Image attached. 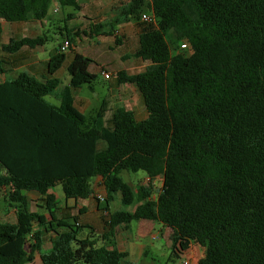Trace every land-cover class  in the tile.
<instances>
[{
    "label": "trees",
    "instance_id": "16d2710c",
    "mask_svg": "<svg viewBox=\"0 0 264 264\" xmlns=\"http://www.w3.org/2000/svg\"><path fill=\"white\" fill-rule=\"evenodd\" d=\"M57 1L81 9L76 0ZM50 3L0 0V33L2 22L42 21ZM144 5L155 21L137 23L131 56L149 65L115 77L137 89L146 118L123 107L111 111L102 100L87 119L73 92L91 88L97 75L89 71L92 61L75 52L68 84L59 87L53 76L66 59L61 46L48 59L49 77L20 72L0 83V190L6 211H14L13 221L0 223V264H125V253L98 242L140 219L171 230L173 257L197 245L203 255L195 264H264V0H130L123 20ZM92 25L95 32L103 27ZM167 35L186 40L191 53L172 54ZM46 41L43 34L10 39L2 51L16 54ZM127 170L144 172L146 186L134 191L120 176ZM166 170L170 189L152 198V182ZM94 177L103 181L105 199L97 203L109 232L79 237L77 217L57 218L48 192L60 184L65 199H86ZM23 191L39 194L43 206L36 207L47 215L31 210ZM116 195L122 208L112 211Z\"/></svg>",
    "mask_w": 264,
    "mask_h": 264
},
{
    "label": "crops",
    "instance_id": "0c3cea01",
    "mask_svg": "<svg viewBox=\"0 0 264 264\" xmlns=\"http://www.w3.org/2000/svg\"><path fill=\"white\" fill-rule=\"evenodd\" d=\"M77 3L80 5L81 9L76 11H81L83 9V3H81V0H76ZM53 3L57 5V1L54 0ZM101 5V4H99ZM102 6H94L93 16L99 17L100 9ZM64 9H72V8H64ZM58 9L54 8L53 13H57ZM49 13V12H48ZM47 13V15H48ZM84 19L88 22V25L95 22L88 16H84ZM47 18V17H46ZM46 18L42 21H33L32 19H28L25 22H18V23H1V33L4 32V26L7 25H13V24H20V23H32V25H28L24 30L22 29L23 35L20 36V38L23 37H33L36 35H41V27L45 25ZM32 20V21H31ZM118 28H113V33L111 36V40H109V43H114V45H126L129 47V53L135 52V50L138 47V35L140 33V28L138 27L137 23L134 22V18L129 19L124 24H118ZM20 31V30H19ZM66 32V31H65ZM129 33L131 35V39L129 38ZM14 33L12 34L13 37ZM104 38L108 36H102ZM19 38V39H20ZM14 39V38H11ZM116 39L120 40V43L116 44ZM67 40V38H66ZM65 40V41H66ZM96 40V39H95ZM64 41V42H65ZM97 41V40H96ZM63 42V43H64ZM132 42V46L129 45V43ZM101 42H99V45ZM97 46V45H95ZM108 47H111L112 45H107ZM2 45L0 46V59L4 62V73L0 75V83L5 80H11L17 76L18 73L24 72L30 76H33L37 79H42L45 77H49L46 72L47 68V62L50 57V55L53 53V50L58 48L59 45L51 47V48H45V45L35 48H28L24 47L20 49L16 54H9L4 51H2ZM89 47V46H88ZM84 49L81 47L80 43L77 42V44H71L70 48L68 47L67 50L64 51L66 54V59L62 65V67L54 74L53 77L60 80V86L67 85L69 77L66 72V66L71 61L73 54L75 52L82 54L83 56L90 57L86 54V50H89V48ZM82 49V52L79 50ZM94 52V51H93ZM128 53V54H129ZM127 54L124 53L122 57H119L120 60H123V63L125 64L124 68L115 69V71H108L107 69H104V67H100L93 62L90 63V65H96L94 72L97 73L99 71L100 75L101 72L108 73L109 77L106 78L110 80L107 94L104 97H99L98 94L94 93V89L90 88V93L92 95V98H94L98 102V107L100 106L102 100L108 101V107L112 110H115L118 107H123L126 109L131 110L134 113V116L138 120H142L146 118V111L144 109V105L142 103L141 97L137 91V89L130 84L125 83H118L117 79L115 77V74L117 71L124 70L128 74H134L131 70L133 68H141L143 71L146 66L149 65L148 61H143L141 59H122L123 56ZM117 58L112 59V62H115ZM89 65V66H90ZM66 73L67 81L63 82L61 79V75ZM141 72V71H140ZM103 77V76H102ZM112 77V78H111ZM82 88L75 90L73 92V98L75 106L83 113L88 108L91 107V95L86 96L82 94ZM46 100L54 105L57 104V101L54 100L52 97H47ZM97 107V108H98ZM110 111L106 112V117H109ZM2 173V171H0ZM89 183L92 187V195L86 199H78V200H72V199H65L63 194L62 196L58 195L53 188L48 192L49 194H54V197L56 199L57 205L55 210V215L57 218L62 217H77L78 224L83 226L81 230H79V234H81V237L86 236L87 234L83 233V229L89 230L87 233L92 232L95 234V236H99L102 238V236L107 235L109 232V228L107 224L104 223L102 220V212L100 211L102 209V206L97 203V200L95 198L96 195H103L102 189L103 188V181L100 177H94L89 180ZM56 186H60V184H57ZM55 186V187H56ZM98 186V187H97ZM61 187V186H60ZM2 197L4 198L5 195L2 190ZM22 194H24L28 201H29V207L31 210H36L40 212L41 214L47 215L43 208H38V204H35L33 200H30L31 198H40L39 194L33 191H23ZM31 196H30V195ZM105 196V195H104ZM31 197V198H29ZM4 203V200H3ZM34 203V204H33ZM5 204V203H4ZM6 212V207L4 208ZM1 213V211H0ZM9 221L14 220V211L12 209L9 210ZM5 215V214H4ZM137 221V226L133 229L130 228V223L127 224H120L116 226L113 229V235L111 237L107 236L105 240L99 241L100 245H106V246H113L115 247L119 252L125 253L126 256L123 259V262L125 264H144V260L148 258L150 254V250L147 244V238H149L151 241L156 242L155 246L160 247L161 245H165L167 248L171 249V242H170V234L171 230L155 221L146 220V219H140V220H134ZM5 219L1 218L0 216V223H5ZM155 224H160L161 227L157 231H155ZM49 242H45L44 244H47ZM44 244L42 245V250L44 252H49L50 248H44ZM160 244V245H159ZM50 245V243H49ZM150 245V244H149ZM153 245V244H152ZM158 247L156 248L158 250ZM36 255V254H34ZM38 256V255H37ZM36 258H34L35 261Z\"/></svg>",
    "mask_w": 264,
    "mask_h": 264
},
{
    "label": "rangeland",
    "instance_id": "374dc122",
    "mask_svg": "<svg viewBox=\"0 0 264 264\" xmlns=\"http://www.w3.org/2000/svg\"><path fill=\"white\" fill-rule=\"evenodd\" d=\"M53 1L54 0H51V3L48 8L49 13L46 16V23L45 25H43V27H41V33L47 36V41L44 44L46 49L57 45L61 46L63 44V42L66 40V28L70 32L69 38L72 41V45L77 44L78 42L84 49L89 46V50H86V54L90 56L89 59L93 60L97 67H104V69H107L108 71H115V69H119L120 67L124 68L125 64L123 63V60H120L119 58L122 57L124 53H127L123 56L126 60L136 59L135 57L131 56L132 53H129L128 46L114 45V43L112 42L109 43V40H111L109 36L111 35H104L108 36L106 38L102 37L103 34H105L106 32H111V29H117L118 24L125 23V20H123L121 9L126 6L130 2V0H81V3H83V9L81 11H76L73 9H63L58 3L57 5H55ZM94 6H102L100 9L99 17L93 16V14H95V12H93ZM54 8L58 9L57 13H53ZM148 13V9H146L144 5L143 8L134 17V22L139 23L141 15ZM83 15L95 19L93 20L95 22L88 25V22L84 19ZM92 24H101L103 25V27L99 29V31L95 32L93 30ZM28 25H32V23H20L9 26L5 25L4 32L0 34V46H6L11 38L19 39L20 36L23 35L22 29L24 30ZM13 33L14 35L12 37ZM129 38L131 39L130 33ZM166 39L169 43L170 50L172 51L171 53H179L178 48L179 43L181 41L174 42L171 40L169 35L166 36ZM99 42H101V45H99ZM107 45L112 46L108 47ZM129 45L132 46V42H130ZM79 51L82 52V49H80ZM182 54L187 56V53L185 52H182ZM114 58L117 59L115 62H112V59ZM96 65H90L89 71H96L94 68L96 67ZM131 71L133 73H138L142 70L141 68H133ZM96 75L97 76L92 82L91 87L94 89V93L98 94L99 97H104L107 94V89L110 80L102 77L99 71H97ZM66 78V73L63 72V74L61 75L62 81L66 82ZM81 92L83 95L86 96L91 95L90 88L87 85L82 86ZM91 99V107L88 108L85 112H83V115H85L87 119H90V117L94 113V110L98 107V102L94 98H92V95ZM120 176L126 183H128L132 187L134 191H136V189L141 186H146L148 182L146 174L142 171L133 172L127 170L121 172ZM171 183L172 173L169 170H166L163 175L156 178L152 182V198H155L162 191H169ZM53 190L58 195L62 196L60 186L54 187ZM1 193L2 192H0V216L1 218L5 219V221L9 222V210L6 212L4 211V208L6 206L3 203V200L6 196L3 198ZM102 194L105 195V191L103 189ZM52 195L54 196V194ZM30 200H33L35 204L43 206V201H41L40 198H31ZM133 206L126 207L124 209L126 211H131L133 209ZM109 207L112 211L122 208L119 202V195H116L115 199L109 203ZM137 224V221H131L129 226L131 229H133L137 226ZM155 226V231H157L159 227H161L160 224H155ZM87 231L89 230L83 229L84 234H88ZM78 236L81 237V234H79ZM32 242V238H28V242L25 246L27 252H29ZM155 243L156 242L151 241L149 238H147V244L150 250V254L148 258L144 260V264H182L184 260H187L189 264H195L196 261L203 255V249L201 247L197 245H192L186 255L180 257H173V255L171 254V249L167 248L165 245H161L160 247L155 246ZM98 245H100L99 242ZM49 247V243L44 244V248L47 249ZM157 247L158 250L156 249ZM34 258H36L34 262L38 263L37 254L34 255Z\"/></svg>",
    "mask_w": 264,
    "mask_h": 264
},
{
    "label": "built area",
    "instance_id": "2783aa9c",
    "mask_svg": "<svg viewBox=\"0 0 264 264\" xmlns=\"http://www.w3.org/2000/svg\"><path fill=\"white\" fill-rule=\"evenodd\" d=\"M154 17L152 16L151 13H148V14H142L141 17H140V22H145V23H154ZM69 47V42L68 40H66L60 47L61 51H65L67 48ZM179 53H182V52H185L187 53V55H189L191 53V48H190V45L189 43L186 41V40H183L179 43ZM101 75L104 77V78H108L109 75L108 73L106 72H101ZM96 200L98 203H102L104 202V199H105V196L104 195H96L95 196ZM103 215H106V212H103ZM182 264H189V262L187 260H184L182 262Z\"/></svg>",
    "mask_w": 264,
    "mask_h": 264
}]
</instances>
